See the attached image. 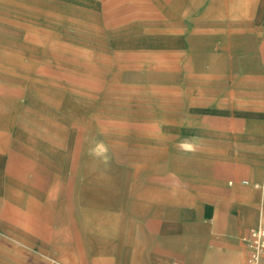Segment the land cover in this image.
Listing matches in <instances>:
<instances>
[{
	"label": "rangeland",
	"instance_id": "1",
	"mask_svg": "<svg viewBox=\"0 0 264 264\" xmlns=\"http://www.w3.org/2000/svg\"><path fill=\"white\" fill-rule=\"evenodd\" d=\"M120 3L0 0V100L5 103H0V130L8 121L12 133L9 126L20 109L46 102L49 94L62 107L76 109L55 107L71 127H47L49 144L63 153H47L46 162L37 163L36 177L24 162L10 172L4 166L11 151L16 153L9 144L15 136L9 133L0 150V198L5 195L17 211L9 224L0 203L3 262L219 264L225 256L196 249L206 246L207 224L195 185L204 180L205 163L228 154L231 142L239 153L236 143L250 140L245 132L255 126L264 130V70L231 69L245 54L232 49L237 27L225 11L198 18L206 8L202 3L178 16L170 2L155 0L154 11L126 21ZM163 18L172 24L160 27L155 21ZM197 19L199 26L193 23ZM178 20L182 34L174 33ZM256 26L264 29L260 21L251 32ZM189 28L202 34L194 58L184 55ZM180 50L181 65L173 57ZM164 51L170 54L165 60L159 56ZM217 54L226 62L216 72L206 61L194 64L195 58ZM17 141L24 147L20 160L44 155L36 142L32 147ZM126 200L138 207L127 212ZM57 214L68 215L75 227H62ZM154 222L158 227H151ZM59 230L74 237L64 247H51L44 234ZM176 234L180 251L173 252ZM244 255L242 248L226 262L244 264Z\"/></svg>",
	"mask_w": 264,
	"mask_h": 264
},
{
	"label": "crops",
	"instance_id": "2",
	"mask_svg": "<svg viewBox=\"0 0 264 264\" xmlns=\"http://www.w3.org/2000/svg\"><path fill=\"white\" fill-rule=\"evenodd\" d=\"M119 1H121L120 10H122V13H127L125 17L126 21L131 18L138 19L143 12L154 11L155 0ZM161 1L162 0H160V2ZM163 2H170V8L179 11L178 16H180V14L195 12L197 7L202 3L205 4L206 8L198 18H203L204 20L208 19V17L212 14L214 15L218 10L227 12V16L229 19H233L232 22L235 23L237 27V30L231 33V37L235 39L232 49L238 52L243 51L245 54V57L240 59L237 66L231 62L232 58H229L228 62H231V69L245 68L264 70V29H260L256 26L251 32L250 28L253 23L261 21L264 24V20H262L263 14L261 13L264 11V0H163ZM155 22L164 25L160 27L165 28L172 24V21L168 22L166 18ZM193 23L195 26L200 25L198 19L195 21L193 20ZM173 26L177 28L174 33L182 34L183 29L180 20ZM189 30L191 32L186 38L187 50L184 51V55L194 58L196 57L197 41L202 34L200 35V32L195 28H189ZM228 33L230 34V31H228ZM169 55L170 54L165 51L159 54L161 59L164 60L168 58ZM220 55L221 54L205 56L206 58L202 56L200 58H195L194 64L198 67L202 61H206L209 64V71L216 72L222 67H225L226 61L223 55ZM173 57H175V61L178 64H182L181 57H183V53L181 50L180 52L174 53ZM212 88L213 86L208 89V93ZM41 97H46V102L43 101V103H40L37 101L36 104H33V107L28 103L20 109L19 118L9 126V129L12 127V133L8 132L6 129L8 121L3 123L2 129L0 130V150H5L7 147L10 134H12V138L15 136L16 139H11L9 143L10 145H14L16 153L11 151L9 160L4 162V166L7 165L8 172L13 170L19 162H24L23 164L27 169L35 171L34 175L36 177L38 164L40 162H46L47 153L54 157H60L63 153V151H59L55 147L54 142H50L49 144L48 139H50V137H48L49 131L47 127L51 129L55 126V128H57L61 123H64L67 127L69 125L70 128V123L54 110L55 107H59L62 110L65 108V112H75L76 109L69 107V105L62 107L59 105L62 103L56 101V98L52 99L50 94L48 99L47 95L44 97L42 94ZM47 101H49L50 104H48ZM0 103L5 107L3 101L0 100ZM15 103V100H13L10 104L14 105ZM248 113L253 116L256 115V113H251V111H248ZM88 124L94 125L92 121H89ZM33 125H38L39 127L33 130ZM63 128L68 130L65 126ZM255 128L258 130L260 127L257 128L255 126ZM257 130L245 132L251 135L247 137L250 139L249 141L236 143L239 153L233 152L235 143L231 142L229 144L228 154L223 153L221 159H213L211 163L209 161L206 162L205 174L203 175L204 180L196 182L198 184L195 185V189L198 192L197 195H199V197L200 195L202 196V199L199 200L202 208L200 211L203 215L205 224H207L204 234L206 246H197L196 249L199 252L204 249L207 254H224L225 256L219 259V264H228L226 262V256L236 252L238 253L242 248L245 249L244 257L246 258L247 246L245 238L248 236L250 229L264 226V130ZM98 133L99 132L96 131V134ZM98 136L101 137L102 135L98 134ZM18 138L25 141L28 145L31 144L32 147L36 142L40 150L44 152V155L35 154L33 155V159L30 157L29 159L26 158L24 161L20 160L19 153L24 150V147L21 141H17L19 140ZM63 140L66 141V139ZM14 156L17 157L18 161L15 160V163H12V159H15ZM35 158L38 161L35 160ZM85 177L89 178V174L85 175ZM98 178L102 182L108 180L103 176H98ZM68 179L71 180V176L68 177ZM84 188L85 187H83L81 194H86ZM3 196L4 198H0L3 216L5 219L9 217L11 221L9 224H13L16 219L15 214H17V211L12 202L5 199V195ZM137 207L138 206L130 200H126L123 203V208L127 212H131ZM83 210L84 209H80V212L83 213ZM65 215L66 214H57L56 219L59 224L64 228L70 227V225L75 227L76 224L72 218ZM51 216L54 218V215ZM122 226H124L122 237L125 238L127 222H124ZM142 227L144 228V224L138 227L139 230H143ZM151 227H158V222L152 223ZM202 233L203 232H201V234ZM44 235L45 242L51 247L57 248V245L63 246L67 242H71L74 237L73 233L60 230L57 233L51 232L50 234L45 233ZM177 237L178 235L176 234L171 238V249L173 252L180 251L178 246L179 242L176 241ZM159 239H161L160 236ZM62 250L65 251L64 248H62ZM0 264L8 263L3 262L0 258ZM262 264H264V261Z\"/></svg>",
	"mask_w": 264,
	"mask_h": 264
},
{
	"label": "built area",
	"instance_id": "3",
	"mask_svg": "<svg viewBox=\"0 0 264 264\" xmlns=\"http://www.w3.org/2000/svg\"><path fill=\"white\" fill-rule=\"evenodd\" d=\"M245 241L247 253L244 264H261L264 261V226L250 229Z\"/></svg>",
	"mask_w": 264,
	"mask_h": 264
}]
</instances>
